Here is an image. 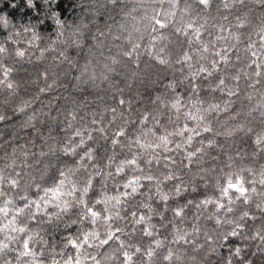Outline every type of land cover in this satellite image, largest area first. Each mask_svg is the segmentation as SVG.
<instances>
[{
  "label": "clouds",
  "instance_id": "1",
  "mask_svg": "<svg viewBox=\"0 0 264 264\" xmlns=\"http://www.w3.org/2000/svg\"><path fill=\"white\" fill-rule=\"evenodd\" d=\"M0 264H264V0H0Z\"/></svg>",
  "mask_w": 264,
  "mask_h": 264
}]
</instances>
